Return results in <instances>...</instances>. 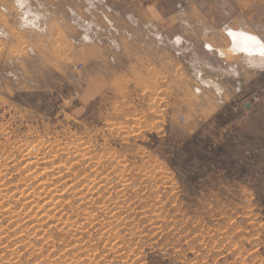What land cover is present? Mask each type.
Segmentation results:
<instances>
[{"label": "rangeland", "instance_id": "rangeland-1", "mask_svg": "<svg viewBox=\"0 0 264 264\" xmlns=\"http://www.w3.org/2000/svg\"><path fill=\"white\" fill-rule=\"evenodd\" d=\"M245 32L264 0H0V264H264Z\"/></svg>", "mask_w": 264, "mask_h": 264}, {"label": "bare ground", "instance_id": "bare-ground-1", "mask_svg": "<svg viewBox=\"0 0 264 264\" xmlns=\"http://www.w3.org/2000/svg\"><path fill=\"white\" fill-rule=\"evenodd\" d=\"M229 29H231V28H229ZM243 31V30H242ZM238 32V31H237ZM241 32V31H240ZM239 33V32H238ZM230 34H232V36H235L236 37V35H235V32L233 31V30H231L230 31ZM240 34V33H239ZM237 35V36H241V35ZM243 34V33H242ZM243 37L241 38L242 39V43L240 44V42H237L236 40H235V42L230 46L229 45V48H228V52L230 53H238L239 51H243V52H245V53H248V54H251V58H249V62L250 63H252L253 65H255V66H258V67H262V65L264 64V57L263 56H261V55H264V45H262V46H259V47H257V46H254V45H252V44H249L248 43V40H250V39H255V40H258V39H256L255 37H254V35H252V34H250V33H246L245 32V34L244 35H242ZM258 38V37H257ZM230 39V38H229ZM233 39V38H232ZM261 40V39H260ZM259 44V41L257 42V45ZM224 53H225V51H223ZM223 53V54H224ZM259 56H261V58H259ZM219 89V88H218ZM127 140V139H126ZM83 144V143H82ZM38 145V144H37ZM78 147V146H77ZM64 149V148H63ZM60 150V149H59ZM77 150H78V148H77ZM82 150V149H81ZM34 152V151H33ZM87 153H89V152H87ZM30 154V153H29ZM29 154H28V156H29ZM76 154H78V153H76ZM80 154V153H79ZM84 154V153H83ZM70 155V154H69ZM86 155V154H85ZM89 155V154H88ZM114 155V154H113ZM17 156V155H16ZM35 156V155H34ZM80 156H82L81 154H80ZM86 157H88L87 155H86ZM112 157V156H111ZM27 158V157H26ZM30 158V157H29ZM73 158V157H72ZM89 158V157H88ZM97 158V157H96ZM40 158H37V160H39ZM45 159V158H44ZM77 159V158H76ZM82 159V158H81ZM91 159V158H90ZM29 160V159H28ZM30 160H32V159H30ZM36 160V158H35V161H37ZM73 159H71L70 161H68V162H71ZM15 161V160H14ZM35 161L33 162V164L35 163ZM41 161H43V159L41 160ZM61 161V160H60ZM93 161V160H92ZM96 161V160H95ZM121 161V160H120ZM154 161V160H153ZM38 162H40V161H38ZM67 162V163H68ZM98 162V161H97ZM102 162V161H101ZM28 163V162H27ZM31 163V162H30ZM41 163V162H40ZM92 163V162H91ZM5 164V163H4ZM39 164V163H38ZM65 164V163H64ZM69 164V163H68ZM35 165H37V163H35ZM35 165H34V167H35ZM71 165V164H70ZM75 165H77V163L75 164ZM79 165V164H78ZM83 165V164H82ZM92 165H94V164H91V166ZM100 165V164H99ZM5 166V165H4ZM22 166V165H21ZM30 166V165H29ZM32 167H33V165H31ZM30 166V167H31ZM39 166V165H38ZM66 166H69V165H67L66 164ZM91 166H89V167H91ZM97 166V165H96ZM159 166V165H158ZM70 167V166H69ZM68 167V168H69ZM79 167V166H78ZM55 168V167H54ZM59 168V167H58ZM67 168V167H66ZM72 167H70V169H71ZM146 168V167H145ZM18 169V168H17ZM28 169V168H27ZM62 169H64L63 168V166H62ZM61 169V170H62ZM73 169H75V168H73ZM68 170V169H67ZM93 170V169H92ZM97 170V169H96ZM99 170V169H98ZM122 170V169H121ZM16 171V170H15ZM18 171V170H17ZM94 171V170H93ZM116 171V170H115ZM86 172V171H85ZM4 173V172H3ZM60 173V172H59ZM93 173V172H92ZM151 173V172H150ZM100 174V173H99ZM107 174V173H106ZM162 174V173H161ZM5 175V174H4ZM32 175V174H31ZM94 174H92V176H93ZM123 175H124V173H123ZM6 176V175H5ZM10 176V175H9ZM57 176V175H56ZM132 176V175H131ZM95 177V176H94ZM122 177V176H121ZM126 177V176H125ZM157 177V176H156ZM13 178V177H12ZM31 178V177H30ZM89 178V177H88ZM99 178V177H98ZM124 178V177H123ZM63 179V178H62ZM93 179V178H92ZM96 179V178H95ZM122 179V178H121ZM125 179H127V178H125ZM11 180V179H10ZM18 180V179H17ZM22 180V179H21ZM99 180H100V178H99ZM88 181V180H87ZM86 181V182H87ZM98 181V180H97ZM122 181H123V179H122ZM145 181V180H144ZM143 181V182H144ZM3 182V181H2ZM47 183V182H46ZM90 183V182H89ZM126 183V182H125ZM16 184V183H15ZM82 184V183H81ZM97 184V183H96ZM4 185V184H3ZM25 185V184H24ZM126 185V184H125ZM124 185V186H125ZM5 186V185H4ZM42 186V185H41ZM44 188L45 187H47V186H43ZM32 188V187H31ZM50 188V187H49ZM1 189V188H0ZM4 189V188H3ZM39 189H40V187H39ZM47 189H48V187L46 188V191H47ZM2 190V189H1ZM0 190V191H1ZM19 190V189H18ZM42 190V189H41ZM41 190H38V191H41ZM49 190V189H48ZM55 190V189H54ZM123 190V189H122ZM37 191V192H38ZM141 191H142V189H141ZM11 192V191H10ZM23 192V191H22ZM43 192H45V191H43ZM109 192V191H108ZM107 192V193H108ZM0 193H2V191L0 192ZM4 193V192H3ZM15 193V192H14ZM19 193V192H18ZM20 193H21V191H20ZM110 193V192H109ZM11 194H13V193H10V195ZM21 194H23V193H21ZM44 194V193H43ZM121 194V193H120ZM16 195V194H15ZM17 195H19V194H17ZM31 195H33V194H31ZM38 195H39V193H38ZM37 195V196H38ZM45 195V194H44ZM0 196H2V194H0ZM22 196V195H21ZM40 196V195H39ZM41 196H42V194H41ZM40 196V197H41ZM153 196V195H152ZM6 198H7V196H5ZM8 197H9V195H8ZM17 197V196H16ZM18 197H20V196H18ZM29 197L31 198V196L29 195ZM34 197V196H33ZM44 197V196H43ZM85 197V196H84ZM83 197V198H84ZM1 198L2 197H0V200H1ZM14 198H15V196H14ZM23 199V198H22ZM45 199V198H44ZM85 199V198H84ZM83 199V200H84ZM15 200V199H14ZM24 200V199H23ZM22 200V201H23ZM43 200V199H42ZM62 200V199H61ZM131 200V199H130ZM12 201V200H11ZM45 201V200H44ZM65 201V200H64ZM82 201V200H81ZM151 201V200H150ZM24 202V201H23ZM55 202H56V200H55ZM62 202V201H61ZM114 202V201H113ZM12 203V202H11ZM33 203H34V201H33ZM32 203V204H33ZM19 204V203H18ZM37 205V204H36ZM3 206H5V205H3ZM17 206V205H16ZM31 206V205H30ZM29 206V207H30ZM88 206V205H87ZM40 207V206H39ZM42 207V206H41ZM40 207V208H41ZM60 207V206H59ZM74 207V206H73ZM5 208V207H4ZM56 208V207H55ZM8 210H10V209H8ZM7 209H6V212L8 211ZM62 210V209H61ZM138 210V209H137ZM45 211V210H44ZM9 212V211H8ZM51 212V211H50ZM91 212V211H90ZM3 213V212H2ZM24 213V212H23ZM44 213H46V212H44ZM110 213V212H109ZM8 214V213H7ZM10 214V213H9ZM41 214V213H40ZM53 214V213H52ZM20 215V214H19ZM39 215V214H38ZM1 216V215H0ZM23 216V215H22ZM41 216V215H40ZM18 217V216H17ZM36 217V216H35ZM46 217H48V218H50V217H52V215L48 212V213H46ZM45 218V217H44ZM115 218V217H114ZM130 218V217H129ZM10 219V218H9ZM23 219V218H22ZM45 220V219H44ZM18 221V220H17ZM64 221V220H63ZM39 222V221H38ZM67 222H69V221H67ZM18 223V222H17ZM47 224V223H46ZM51 224V223H50ZM44 226V225H43ZM63 226V225H62ZM96 226V225H95ZM60 227V226H59ZM50 229V228H49ZM122 232V231H121ZM2 233V232H1ZM6 233V232H5ZM99 233H101V232H99ZM108 233V232H107ZM106 234V233H105ZM10 236V235H9ZM3 240V239H2ZM20 240V239H19ZM25 240V239H24ZM30 241V240H29ZM44 241V240H43ZM105 242V241H104ZM2 243H4V242H2ZM20 243V242H19ZM26 244V243H25ZM120 244V243H119ZM42 245V244H41ZM23 246V245H22ZM26 246V245H25ZM10 247V246H9ZM52 247V246H51ZM112 247V246H111ZM31 248V247H30ZM120 248V247H119ZM38 249V248H37ZM49 249V248H48ZM122 249V248H121ZM117 250V249H116ZM135 251V250H134ZM49 253V252H48ZM94 254V253H93ZM111 255V254H110ZM101 256V255H100ZM109 257V256H108ZM15 258V257H14ZM13 258V259H14ZM138 259V258H137ZM48 261V260H47ZM18 262V261H17ZM68 262V261H67ZM75 262V261H74ZM61 263V262H60ZM78 263V262H77ZM114 263V262H113ZM71 264H72V262H71ZM75 264V263H74Z\"/></svg>", "mask_w": 264, "mask_h": 264}]
</instances>
